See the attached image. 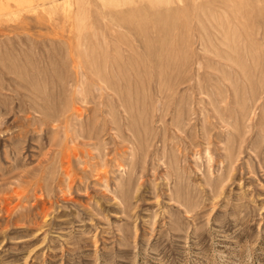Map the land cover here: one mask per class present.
Returning a JSON list of instances; mask_svg holds the SVG:
<instances>
[{"label":"rangeland","instance_id":"1","mask_svg":"<svg viewBox=\"0 0 264 264\" xmlns=\"http://www.w3.org/2000/svg\"><path fill=\"white\" fill-rule=\"evenodd\" d=\"M0 264H264V0H0Z\"/></svg>","mask_w":264,"mask_h":264},{"label":"bare ground","instance_id":"2","mask_svg":"<svg viewBox=\"0 0 264 264\" xmlns=\"http://www.w3.org/2000/svg\"><path fill=\"white\" fill-rule=\"evenodd\" d=\"M41 100V99H40ZM44 102V101H43ZM51 119V118H50Z\"/></svg>","mask_w":264,"mask_h":264}]
</instances>
